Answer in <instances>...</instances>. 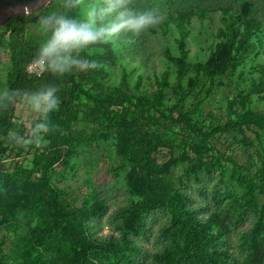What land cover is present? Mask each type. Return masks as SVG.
I'll list each match as a JSON object with an SVG mask.
<instances>
[{"label":"trees","instance_id":"trees-1","mask_svg":"<svg viewBox=\"0 0 264 264\" xmlns=\"http://www.w3.org/2000/svg\"><path fill=\"white\" fill-rule=\"evenodd\" d=\"M55 7L52 0L0 28V46L10 61L7 88L35 91L56 85L61 99L59 110L50 114L54 130L39 146L18 147L15 137L28 129L17 118L16 105L0 110V181L5 184L0 221L9 220L15 240L13 251L0 255V264H264V113L252 110L250 91L238 92L221 120L207 124L200 113L213 88L221 85L219 79L234 75L252 54L264 58L263 23L253 6L219 7L220 42L210 49L206 62L193 64L186 42L190 20H204L208 13L203 6L188 12L170 5L153 32L175 35L179 56H172L168 48L164 51L175 69V82L168 83L164 73L149 91L141 88V76L134 87L125 75L118 85L111 84L106 67L114 66L116 57L110 49L88 57L104 65L99 70L59 78L48 72L38 78L26 74L42 43L29 35V25L38 30L39 16ZM75 15L80 16L79 11ZM135 38L122 34L117 44ZM254 86L264 90L261 82ZM35 119H30V126ZM106 139H113L115 153L128 164L126 185L138 198L121 211L120 238L97 236L92 221L103 210L98 199L76 205L50 176L53 167L64 163L67 151ZM233 144L241 147L246 164L229 154ZM10 154L17 160L11 167L6 165ZM178 164L188 176L230 168L241 192L234 196V215L194 201L177 185ZM160 209L169 215L161 232L170 242L151 254L138 239L146 237L148 216ZM244 214L253 219L239 236L243 256H236L230 228L241 223ZM20 218L27 222L22 224Z\"/></svg>","mask_w":264,"mask_h":264},{"label":"rangeland","instance_id":"rangeland-1","mask_svg":"<svg viewBox=\"0 0 264 264\" xmlns=\"http://www.w3.org/2000/svg\"><path fill=\"white\" fill-rule=\"evenodd\" d=\"M249 3L254 8V15L263 23L264 29V0H134V7L138 11L156 9L159 17L166 12L170 5L178 7L181 11L195 9L203 6L208 13L204 20L192 18L190 20V34L186 40L188 50V61L190 63H204L208 60L210 49L220 42L218 30L221 28L219 7L223 5H234V8ZM80 16L82 12L79 11ZM157 26H153L135 39L126 41L123 45L94 46V53H104L112 50L116 57L115 65L106 67L108 79L111 84L118 85L125 75L127 84L134 87L139 76L142 77V89L151 90L160 80L164 73L168 74V83L175 82V69L164 57L165 49H169L174 57L179 56L178 47L174 42V34L164 35L162 31L157 34L153 32ZM28 33L36 40L43 41V35L33 25H29ZM137 41V42H136ZM133 45V46H132ZM98 49H102L99 51ZM261 50V49H260ZM142 61L145 65H142ZM10 70L9 53L0 57V89L7 88V76ZM221 84L210 92L208 98L200 106V113L205 117L207 124L212 119L221 120L226 117L228 102L239 92L250 91L251 108L255 112L264 113V90L257 91L253 83L264 85V58L261 54H252L243 67L238 69L234 75L225 76L218 80ZM17 118L28 124L30 119L36 115L29 111L24 105L17 107ZM250 135V134H248ZM113 139L97 140L87 146H76L65 153L64 163H60L50 170L51 182L55 187L64 190L67 199L76 205H80L83 199L89 201L99 200L103 204L102 212L92 221L97 230V236H112L120 238L119 225L123 216L121 211L129 208L138 198L131 196L126 185V177L129 166L117 156L114 149ZM229 154L238 161L246 164L241 157L242 149L234 146L228 150ZM14 155L10 154L6 160L7 166H12ZM162 156L159 162H164ZM17 161V160H16ZM174 171L177 173V185L187 191L191 198L197 203L206 204L211 210L221 209L223 214L233 216L234 196H240L241 192L232 179V170H214L211 174H200L188 176L184 172V165L178 164ZM5 191L4 180L0 181V192ZM229 194L233 198H229ZM21 223L27 222L26 218H20ZM169 219L166 210H156L148 216L145 238L138 241L144 245L150 253L159 251L170 238L162 234L161 229ZM253 217L244 214L239 224H233L230 228L235 241L233 253L243 256V249L239 247L242 232L246 231ZM0 228V255L9 254L15 248L13 233L9 226V220L1 219ZM232 223L234 219L232 217ZM35 221L31 222L33 226ZM151 261V260H150ZM148 263H150L148 261Z\"/></svg>","mask_w":264,"mask_h":264},{"label":"clouds","instance_id":"clouds-1","mask_svg":"<svg viewBox=\"0 0 264 264\" xmlns=\"http://www.w3.org/2000/svg\"><path fill=\"white\" fill-rule=\"evenodd\" d=\"M46 0H41L45 3ZM56 7L37 20L44 40L33 63L54 77L99 70L104 65L88 59L94 46H117L122 34L139 35L160 22L156 9L138 11L134 0H55ZM24 11L31 14V10ZM81 11L82 16L75 15ZM102 51V49H98ZM60 88L47 85L35 91L0 89V110L24 105L36 119L23 135L15 137L18 147L39 146L54 130L50 114L59 110Z\"/></svg>","mask_w":264,"mask_h":264},{"label":"water","instance_id":"water-1","mask_svg":"<svg viewBox=\"0 0 264 264\" xmlns=\"http://www.w3.org/2000/svg\"><path fill=\"white\" fill-rule=\"evenodd\" d=\"M52 0H0V28L4 27L10 19L17 16L28 15L25 8L31 10V14L46 7Z\"/></svg>","mask_w":264,"mask_h":264},{"label":"built area","instance_id":"built-area-1","mask_svg":"<svg viewBox=\"0 0 264 264\" xmlns=\"http://www.w3.org/2000/svg\"><path fill=\"white\" fill-rule=\"evenodd\" d=\"M6 53L5 49L3 47L0 46V57H2L4 54ZM34 60L30 61V63H28V65L25 68V72L26 74L30 75V76H34V77H40L43 72H41L39 70V68L33 63ZM22 104H17L16 105V109L17 107L21 106ZM27 129H29L30 124L28 121V124L25 125Z\"/></svg>","mask_w":264,"mask_h":264}]
</instances>
